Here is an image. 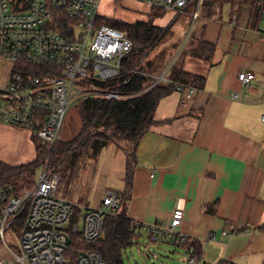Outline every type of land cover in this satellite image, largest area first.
<instances>
[{"label": "built area", "instance_id": "built-area-1", "mask_svg": "<svg viewBox=\"0 0 264 264\" xmlns=\"http://www.w3.org/2000/svg\"><path fill=\"white\" fill-rule=\"evenodd\" d=\"M113 1L145 3L153 13L173 12L177 17L193 6L192 17L197 19L203 0ZM102 2L0 0V123L30 129L52 150L81 136V101H125L133 97L121 91L125 82L109 90L96 85L97 81L107 83L119 78L124 60L138 52L125 31L106 23L111 18L101 14ZM262 36L264 39V29ZM254 79L251 72L238 74L239 82L246 87ZM160 81H167L166 76L157 77L147 90ZM177 91L182 94L181 108H190L197 87L178 84ZM238 98L233 94V99ZM42 171L33 188L18 194L12 185L0 182V244L4 243L16 258L14 262L0 258V264H107L87 245L101 240L106 217L120 212V193L109 191L98 209L77 206L57 195L61 177L50 169L49 162ZM183 217L184 212L176 210L169 228L156 223L145 229L154 236L153 241L168 237L188 247L189 238L176 231ZM8 236L16 242L18 253L8 245ZM215 239L211 233L205 242ZM188 251L190 264H205L192 248ZM218 264L237 263L223 260Z\"/></svg>", "mask_w": 264, "mask_h": 264}, {"label": "crops", "instance_id": "crops-1", "mask_svg": "<svg viewBox=\"0 0 264 264\" xmlns=\"http://www.w3.org/2000/svg\"><path fill=\"white\" fill-rule=\"evenodd\" d=\"M221 10L222 5L213 17L200 11L197 19L189 10L192 32L174 44L169 57L162 56L166 69L158 78L178 64L204 77L205 84L188 109L181 108L178 91L162 99L158 123L136 148L124 144L136 157L126 211L144 228L156 223L169 228L173 213L182 210L176 231L203 245V262L256 264L261 255L257 238L264 234L263 11L258 16L251 8H239L228 20ZM200 41L214 45L209 60L189 53ZM241 72L255 75L250 86L239 82ZM0 129L13 131L3 123ZM211 233L216 239L205 242Z\"/></svg>", "mask_w": 264, "mask_h": 264}, {"label": "trees", "instance_id": "trees-1", "mask_svg": "<svg viewBox=\"0 0 264 264\" xmlns=\"http://www.w3.org/2000/svg\"><path fill=\"white\" fill-rule=\"evenodd\" d=\"M248 1L250 0H241L238 3L244 5ZM222 2L234 5L236 0H203L201 11L208 17H213ZM261 9L264 11V3ZM161 13L155 14L160 16ZM106 23L125 31L139 50L124 60V69L119 78L107 83L97 81L96 85L103 90H109L117 89L125 82L121 91L133 97L125 101L87 98L78 105L84 128L77 140L69 144L59 143L50 150L33 136L37 152L33 162L9 166L0 161V182L12 185L16 194L24 189L33 188L39 170L45 168L48 162L50 169L58 172L60 164L74 150L88 151L95 148L98 151L112 144L120 148L122 143L132 144L136 148L141 139L158 123L155 114L159 103L176 92L178 84L204 87V77L189 73L182 66L173 64L166 74L167 81H160L152 89L147 90L166 69L162 56L153 58L152 55L170 34V30L166 31L156 26L152 20L134 24L107 20ZM204 47L208 49L207 55L203 53ZM214 51V45L200 41L199 48L189 53L193 57L209 60ZM182 54L187 55V52ZM135 168L136 157L134 152L129 153L124 178L125 189L120 193L121 210L106 217L104 237L94 245H87L88 250L99 252L107 264H124L123 252L134 244L143 231H147L132 220L126 211L131 197ZM149 235L152 238V234ZM187 245L195 250L196 255H202L201 243L189 242Z\"/></svg>", "mask_w": 264, "mask_h": 264}, {"label": "rangeland", "instance_id": "rangeland-1", "mask_svg": "<svg viewBox=\"0 0 264 264\" xmlns=\"http://www.w3.org/2000/svg\"><path fill=\"white\" fill-rule=\"evenodd\" d=\"M240 1L236 0L234 4L238 5ZM248 3L233 7L230 2H222L219 4V6L222 5L220 14L229 20L232 12L237 9L251 8L253 14L259 16L264 0H250ZM192 10L193 6L190 12ZM100 12L104 17L111 18L110 21L122 20L124 23L134 24L152 20L157 26L170 27V34L155 50L153 58L169 57L173 53L174 44L185 40L194 26L189 13L175 19L170 12H162L160 16H157L150 5L134 1L113 3V0H103ZM260 28L264 29V20L261 21ZM10 128L16 132L0 129V161L9 166H21L33 162L36 157L34 133L30 129ZM124 144L122 143L120 148L112 144L98 151L91 148L88 151L77 149L70 152L56 172L61 177L57 195L74 205L98 209L109 191L118 193L124 191L129 155L125 151ZM126 144L129 145V143ZM42 172L40 169L36 176V183L39 182ZM257 242L258 252L261 255L257 258L256 264H261L264 261V234L257 238ZM7 243L14 252L18 253L16 242L10 236L7 237ZM204 251L206 252V248ZM0 258L10 262L16 260L4 243L0 244ZM123 260L124 264H190V254L186 245H178L173 239L162 236L158 237L157 241H153L148 231H143L134 244L123 252ZM208 263L214 264L212 261Z\"/></svg>", "mask_w": 264, "mask_h": 264}, {"label": "water", "instance_id": "water-1", "mask_svg": "<svg viewBox=\"0 0 264 264\" xmlns=\"http://www.w3.org/2000/svg\"><path fill=\"white\" fill-rule=\"evenodd\" d=\"M138 50H139V49L136 47V48H135V51H138ZM205 264H207V263H205Z\"/></svg>", "mask_w": 264, "mask_h": 264}]
</instances>
